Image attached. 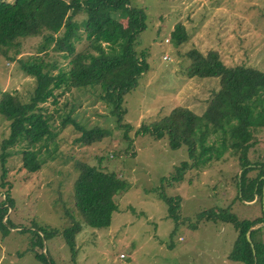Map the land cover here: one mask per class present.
I'll list each match as a JSON object with an SVG mask.
<instances>
[{
  "label": "rangeland",
  "instance_id": "rangeland-1",
  "mask_svg": "<svg viewBox=\"0 0 264 264\" xmlns=\"http://www.w3.org/2000/svg\"><path fill=\"white\" fill-rule=\"evenodd\" d=\"M130 3L146 13L136 50L145 52L148 69L124 95L120 110L113 112L99 87L56 90V102L49 98L39 104L50 115L55 152L53 143L40 149L36 158L40 166L30 171L23 166L22 144L7 147L4 179L1 144L8 138L9 122L0 115V201L10 197L6 218L14 226L6 234L0 231V264H44L37 257L41 254L49 264H244L229 258L237 236L233 222L203 216L205 211L221 209L240 220L264 216V197L241 199L237 183L242 170L231 148L219 160L199 168L188 166L182 181H176L172 175L189 160L186 148L172 149L165 137L156 139L141 129L178 106L198 115L206 109L219 88V78L187 75V53L192 49L204 55L214 51L228 66L264 72V0ZM84 18L81 13L75 16L77 23ZM177 24L186 39L176 45L171 33ZM43 43L41 36L26 37L21 39V53L13 59L0 53V98L8 93L18 105L29 102L35 77L25 73L22 65L35 55L68 69V59L53 51L52 44L39 52ZM64 119L70 121L61 127ZM81 127H101L108 134L83 145L76 141L83 133ZM248 157L254 164L264 162V126L254 134ZM80 163L114 172L129 184L118 197V209L107 228L85 225L75 206ZM257 173L253 170L248 176ZM168 198L173 199L177 221L169 215ZM78 223L81 229L74 234L73 251L63 235ZM40 227L46 229L44 240L34 232ZM260 237L264 239V226Z\"/></svg>",
  "mask_w": 264,
  "mask_h": 264
},
{
  "label": "trees",
  "instance_id": "trees-1",
  "mask_svg": "<svg viewBox=\"0 0 264 264\" xmlns=\"http://www.w3.org/2000/svg\"><path fill=\"white\" fill-rule=\"evenodd\" d=\"M80 13L85 18L77 23L75 16ZM145 20V10L131 6L130 0H0L2 55H11L10 59H13L21 53V39L41 36L44 43L40 45L39 52L52 44L53 51L59 52L62 59H68V69L57 61L46 63L43 56L37 55L23 63L25 73L35 77V88L28 103L18 105L8 93L2 94L0 115L9 122L8 138L1 144L2 179L6 177L4 160L8 156L7 147L22 144L23 166L30 171H36L40 166L36 161L40 149H46L49 143H53L55 152L56 134L50 127V115H46L39 104L49 98L56 102V90L99 87L102 99L113 107V112L114 108L120 110L124 95L136 87L138 78L148 69L145 52L136 50L138 36L146 27ZM171 35L176 45L186 39L179 24ZM76 46L83 48L79 51ZM187 56L190 60L186 67L187 75L217 77L218 90L202 114L178 106L141 130L156 139L165 137L172 149L186 148L189 160L180 164L177 173L172 175L173 180L182 181L188 166L199 168L200 164L219 160L230 147L242 170L237 183L241 199L252 201L255 194L259 198L264 197V178L260 179L264 176V162L254 164L248 157L254 144V134L264 126V72L245 65L228 66L214 51L204 55L192 49ZM52 68L57 71L52 73ZM68 121L70 119L62 120L61 127ZM81 129L83 133L76 141L83 145L92 144L108 134L107 129L101 127ZM36 146L37 150L34 149ZM79 168L75 181V206L85 225L107 228L113 212L118 209L117 199L129 189V184L114 172L85 163H80ZM253 170H258L257 175L249 177L248 173ZM165 201L169 215L177 221L173 199ZM7 202H10L8 195L0 201V231L3 234L14 228L6 218L10 208ZM203 216L214 221L222 218L233 222L237 236L230 259L244 264H264L261 227L250 230L264 222L263 215L240 220L228 210L221 209L219 213L205 211ZM77 225L66 229L63 235L73 251L74 234L81 229V225ZM44 231L46 229L42 227L34 230L41 240L47 235ZM39 256L44 264L51 262L42 254Z\"/></svg>",
  "mask_w": 264,
  "mask_h": 264
},
{
  "label": "water",
  "instance_id": "water-1",
  "mask_svg": "<svg viewBox=\"0 0 264 264\" xmlns=\"http://www.w3.org/2000/svg\"><path fill=\"white\" fill-rule=\"evenodd\" d=\"M263 210H264V207H263ZM262 226H264V222L260 223V225L257 226V227L254 226V227L250 228V230L257 229V228H260ZM247 239H248L249 242H251L249 237H247ZM251 246H253L252 243H251Z\"/></svg>",
  "mask_w": 264,
  "mask_h": 264
}]
</instances>
